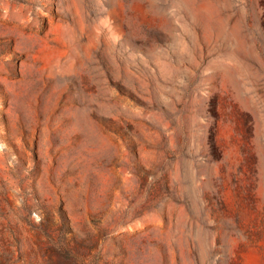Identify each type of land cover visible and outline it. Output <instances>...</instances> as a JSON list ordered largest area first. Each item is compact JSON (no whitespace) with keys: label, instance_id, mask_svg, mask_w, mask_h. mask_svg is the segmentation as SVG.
Returning a JSON list of instances; mask_svg holds the SVG:
<instances>
[{"label":"rangeland","instance_id":"obj_1","mask_svg":"<svg viewBox=\"0 0 264 264\" xmlns=\"http://www.w3.org/2000/svg\"><path fill=\"white\" fill-rule=\"evenodd\" d=\"M0 264H264V0H0Z\"/></svg>","mask_w":264,"mask_h":264}]
</instances>
